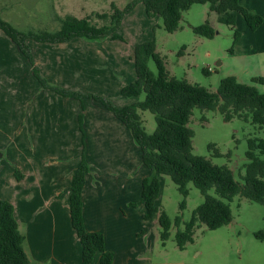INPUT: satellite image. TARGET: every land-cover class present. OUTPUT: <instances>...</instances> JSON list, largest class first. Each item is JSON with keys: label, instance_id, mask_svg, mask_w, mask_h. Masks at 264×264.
Here are the masks:
<instances>
[{"label": "rangeland", "instance_id": "rangeland-1", "mask_svg": "<svg viewBox=\"0 0 264 264\" xmlns=\"http://www.w3.org/2000/svg\"><path fill=\"white\" fill-rule=\"evenodd\" d=\"M133 1L0 0V16L23 32H54L61 27L58 18L68 16L91 18L98 26L109 25V19L96 16L112 14L113 6L124 10ZM207 21L215 27L213 39L198 36L192 30ZM181 27L176 33H168L162 19L148 18L139 2L122 21L118 33L123 40L76 39L59 45L28 41L40 75L52 87L76 94L71 96L43 87L34 76L30 61L0 30V169H15L16 161L26 163L31 158L41 169L40 178L44 180V174L48 178L50 172H56L59 186L64 184L62 172L79 163L80 151L85 148L88 163L91 160L95 170L106 174L104 193L113 192L115 167L132 168V203L137 204L132 206V239L145 251L143 259L132 264H247L241 254L245 256L246 243L256 233H264V205L249 201L239 204L235 199L230 203L234 216L230 226L211 231L198 225L193 241L180 250L176 233L184 229L204 197L192 183L184 197L169 176H161L156 205L173 222L170 238L163 242L158 218L147 222L137 210L145 168L129 130L102 102L82 96L101 97L119 109L143 100V95L127 98L121 91L136 78V47L150 41L156 42L157 53L170 75L217 90L221 79L232 69L234 32L241 30L219 23L218 15L210 11L208 4H195L184 12ZM219 62L224 66H218ZM149 66L157 72L152 60ZM208 68L213 71L207 74ZM140 114L146 132L152 134L156 129L153 114ZM189 126L194 132V154L215 165H227L239 181L249 163V141L264 139V129L259 126L237 118L225 121L216 111L194 110ZM210 194L215 196L214 191ZM176 218L181 219L179 228L174 225ZM97 258L98 255L92 264H97Z\"/></svg>", "mask_w": 264, "mask_h": 264}, {"label": "trees", "instance_id": "trees-1", "mask_svg": "<svg viewBox=\"0 0 264 264\" xmlns=\"http://www.w3.org/2000/svg\"><path fill=\"white\" fill-rule=\"evenodd\" d=\"M145 7L148 18L160 17L168 33H176L181 28L183 13L195 4H208L210 11L218 15V22L235 30L238 15L247 22L250 30L256 31L264 22V15L252 14L245 9L239 0H134L124 10L113 6L112 14L97 15L100 19H109V25L98 26L91 18L78 19L68 16L59 19L61 27L54 32H23L0 16V30L5 33L20 52L30 61L34 76L43 87L52 89L61 95H76L52 87L44 79L35 65L28 41L38 43L65 44L76 39L85 40H123L118 33L124 17L133 11L137 3ZM201 37L213 39L216 30L210 22L192 28ZM240 33L235 30V45ZM155 41L145 42L135 49L134 68L136 78L121 91L127 98H140L132 105L117 108L105 99L94 95H82L102 102L115 117L130 131L138 147L143 165L152 173L142 184V200L146 212L145 221L158 218L161 227V240L167 241L171 235L173 222L165 211L157 205L161 191V176H169L178 187L179 192L187 197L188 185L193 184L203 195V203L197 207L191 220L184 229H178L175 241L180 250L193 241L194 231L198 225H204L214 231L228 226L233 220L230 203L236 198L246 199L252 203L264 205V139L249 141L246 154L249 163L241 181L236 180L233 171L227 165L218 166L205 157L194 154V132L189 124L194 110L216 111L225 121L240 119L251 122L264 129V93L255 86L240 83L235 77L221 79L216 91L192 84L186 79L170 75L164 59L157 53ZM233 52V48L230 53ZM152 60L157 72L149 66ZM208 74L209 72L205 70ZM264 85V78L259 79ZM153 114L156 129L152 134L146 132L140 112ZM82 125V123H81ZM83 146L85 139L83 138ZM90 165L86 158L85 148L80 163L70 185V214L72 227L82 246V264H92L100 254L99 264H113L114 254L106 250L105 237L101 232H91L84 221L83 190L87 183ZM15 176L21 174L15 170ZM214 191L215 196L210 192ZM132 203V206H136ZM184 207V203L181 208ZM180 218L174 225L179 228ZM264 240L261 231L255 234ZM25 237L19 230L14 205L6 200L0 201V264H30L24 249Z\"/></svg>", "mask_w": 264, "mask_h": 264}, {"label": "crops", "instance_id": "crops-1", "mask_svg": "<svg viewBox=\"0 0 264 264\" xmlns=\"http://www.w3.org/2000/svg\"><path fill=\"white\" fill-rule=\"evenodd\" d=\"M239 2L252 14L264 15V0ZM212 27L215 28L213 25ZM236 28H239L241 33L233 52L230 53L234 62L226 77L233 76L240 83L255 86L264 93V85L259 84V79L264 78V22L256 31H252L245 19L238 15ZM218 66L223 67L224 63L219 62ZM207 71L212 72L209 68ZM135 148L141 158L136 145ZM81 156L82 151L79 160ZM15 163L17 167L15 169L14 167L0 169V201H9L15 207L19 230L25 237L24 249L30 264H82V246L72 227L70 214V185L80 161L68 171L62 172L64 176H61V181L64 184L59 186L56 183V172H50L48 178L44 174L42 180L41 169L31 158H27L26 163L20 159ZM89 165L90 172L83 190L86 228L91 232L103 233L106 250L114 254L113 264H132L142 260L145 251L137 247L136 241L132 239V168L115 167L117 170L113 174L116 175V184L112 186L113 192L109 194L102 192V187L108 184V180L103 179L106 174L95 170L96 166L91 160ZM141 166L145 168L142 174L144 180L152 173L143 163ZM120 168L123 169L119 171ZM15 170L20 172L22 176L20 180L16 178ZM141 200L142 189L141 197L136 200L139 202V208L136 209L144 219L146 208ZM236 200L239 204L247 202L246 199L239 197ZM133 218L135 220V215ZM246 248L243 250L245 256L241 254V258H245L247 264H264V240L254 237L246 243ZM99 260L100 254L97 264Z\"/></svg>", "mask_w": 264, "mask_h": 264}, {"label": "built area", "instance_id": "built-area-1", "mask_svg": "<svg viewBox=\"0 0 264 264\" xmlns=\"http://www.w3.org/2000/svg\"><path fill=\"white\" fill-rule=\"evenodd\" d=\"M209 71H213L211 68H209Z\"/></svg>", "mask_w": 264, "mask_h": 264}]
</instances>
